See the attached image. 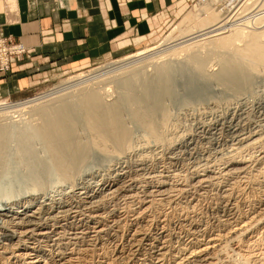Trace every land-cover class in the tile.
Wrapping results in <instances>:
<instances>
[{"label": "bare ground", "instance_id": "1", "mask_svg": "<svg viewBox=\"0 0 264 264\" xmlns=\"http://www.w3.org/2000/svg\"><path fill=\"white\" fill-rule=\"evenodd\" d=\"M210 2L165 37L183 39L169 58L153 47L107 69L133 66L109 90L0 104V264H234L230 246L264 264V0ZM214 166L247 177L208 198L210 215L168 206L220 181Z\"/></svg>", "mask_w": 264, "mask_h": 264}, {"label": "rangeland", "instance_id": "2", "mask_svg": "<svg viewBox=\"0 0 264 264\" xmlns=\"http://www.w3.org/2000/svg\"><path fill=\"white\" fill-rule=\"evenodd\" d=\"M9 1L10 0H5L7 8H8L7 12L8 13H14L15 10L12 11L9 8V3H8ZM133 1H134L133 6L138 7V8H136V9H138L136 11L140 12V6L138 5V1L137 0H133ZM147 1H148V5L150 6V9H148V11H146V14H144V15H140V14L134 15V21L130 24V26L124 25L123 21H122L123 18H121V17H119L116 20V22H118L117 24H119L116 27L118 34H116L112 37H108L107 39H105L103 41L102 44H104L106 46V48H105L103 53L98 52V54H99L98 57L92 56L91 54H89V56L83 58V59H86L83 63L73 61V62H70L67 64H62V66L58 67V68L55 67V65H52L50 69H47L45 71L46 74L40 75L39 81L37 83H34V85H32L27 90L22 91V92L18 93V95H15L12 97H5V96L0 97V104L9 103L11 105H13V104L19 105L20 103H23V102H26L29 100H35V98L49 96L50 93H54L53 92L54 90H55V92H58L57 89H59V88L64 89L65 87L66 88L63 90V92L59 91L58 93H56V95L55 94L53 95L55 97V99L64 98L65 96H70V98H71L72 95H73V97L75 96L74 97V99H75L79 95L80 92L84 93V91L87 92L89 90H92L94 88L93 86H95V88L101 87L103 89L109 90V86H112V85L108 86V84L112 83V80H114L116 78V76H117V78H119L118 76H120V75L122 76L123 72L130 71L133 68V66L130 65V67H129V65H127V66L125 65L124 66L125 68L123 67L121 69L122 70L121 72L120 71L117 72L118 70H115L116 72L114 71L110 74L109 73L104 74V72L107 69H109V68L112 69L114 66H115L114 68H116V66L117 67L122 66L124 63H128V62L132 61V57H134V55H136L137 53H142L143 51H146L147 49H151L153 47H161L162 46L163 48L161 47L159 50H162V52L160 51L162 55L166 53L165 55H163L165 57L167 56V54H172V51L173 52L178 51L179 48L182 46V44H180V46H177V47L175 45L177 43H179L180 40H183V39L177 38V40L176 39H173V40L170 39L169 40L166 38L169 37V34H171L173 32V30L176 31L175 28H177V26L182 23L183 19L185 18V16L188 13H190L193 16L190 15V17L186 20V22L184 21L185 23H183V24L185 25L187 23L188 24L191 23L194 27H196L197 26L196 23L198 22V18H201L200 17V14H201L200 10L202 8H204V6L209 5V3H211L210 2L211 0H207L205 3H202V4L197 3L198 0H174V2L170 1L169 4H165L164 0H147ZM220 3H222V1H220ZM169 5H171L172 7L168 8ZM217 5L218 4H216V6ZM254 6H252L250 9H248L249 10L248 12H250ZM258 6H260V5H258ZM248 12H246V13H248ZM254 12H256V11H254ZM195 14H196V16H194ZM145 22H147L148 28L145 26ZM260 22H258V24L263 26V29H261L263 31L264 30V21H260ZM107 23H109V21ZM149 25H150V27H149ZM261 26H258V27H261ZM178 29L180 32L182 29L181 26ZM261 30H259V31H261ZM115 36H116V38L114 39ZM0 38H3V37H0ZM164 40H168V42L166 43V41H164ZM2 41H3L2 46L4 47L5 50H7L8 48L14 47L18 43V41L16 42L15 40H12L9 36H5L2 39ZM111 44L114 46V48H113V46H111ZM167 44H170L171 46L167 45ZM163 49H164V51H163ZM166 49L170 53L167 52ZM7 56H8L6 58L7 62H11V61L20 62L23 60H27L29 58V51L27 54L21 53L20 55H18V54L13 55V54H8V50H7ZM166 58H169V57H166ZM211 62L212 61L209 62V64H208L209 66L207 65L208 70L209 69L214 70L216 68V66H215V68H213L214 62H212V63ZM108 65H112V66L107 67ZM144 65H142V66H144ZM104 68H106V69H104ZM123 69H125V70H123ZM119 70H120V68H119ZM143 70H146V71H144V73L146 74L147 78H150L152 75L151 73L153 72L152 69L145 67L144 69L141 70V72ZM9 72H10V64L6 70H4L3 72H0V76L3 77L6 74H8ZM80 74L82 75V77H78V76H80ZM95 75H96V77H95ZM77 77L80 78V80H84V82L82 81L81 83H78L79 85L77 84L76 86L75 85L71 86L70 84L77 81L76 80ZM70 80H71V82H70ZM112 91H113V89H112ZM110 92H111V89H110ZM54 97H52V98H54ZM14 116H15V114H14ZM6 117L9 118V116H6ZM6 117H0V124H1V121H3V122L5 121L2 124H6V123L10 122L9 119H8V121L6 120L7 119ZM184 125H185L184 127H187L188 124L185 123ZM219 169H220V171H219ZM222 169H223V166H221V167L219 166V168H218V166L217 167L214 166L213 168H211V170L210 169L208 170V173L210 175H212L213 177L217 176V178H219L220 181H214L213 184H211L207 187H205V186L200 187L199 190H191L189 192V194L185 197L184 200H181L180 198H178V200H176V201H167L168 206H170V207L174 206L176 202L180 201V203L184 207L185 203L188 204L187 202H189V203L191 202L194 205L195 204L201 205L204 208V210H206L205 211L206 216L210 215V213H209L210 210H209V206H208V205H210L209 199L215 193H217V192L221 193V192L225 191V190H223L224 189L223 186H225L227 188L231 184H235V183L239 184L243 181V178L247 177L246 174H243V176L242 175H240V176L239 175L238 176L237 175H232V176L229 175V177L231 176L230 178L229 177L225 178V177H223V175L221 177V174H223L221 172ZM218 173H219V175H218ZM227 178H229V180ZM230 180L234 183H231ZM172 183L174 185H181L180 181H178V180H175ZM249 196H250V194H249ZM164 204H163V206H165ZM163 209H168V208L164 207ZM253 209H255L254 211H256L257 213L263 212L264 206L258 205V207H257V205H255ZM204 219L205 218H203V220ZM124 225H127V224L122 223L120 225V227L124 226ZM120 230L125 231V229H120ZM213 236H216V234ZM205 238L206 237H204V239ZM204 239L200 238V239H198V241H201ZM108 243H109V245H108ZM108 243H106V245L105 244L104 245H105V247H107V250L111 253L112 252V250H111L112 244L110 242H108ZM186 243H187V241L185 242V244ZM225 249H226L225 252H227L226 257H228V259H230V257H231L230 261L232 263L239 264L238 258H236L234 255H232V252H230L231 250L233 251L232 247L231 246L226 247ZM225 252H224V254H225ZM227 254H229L230 257ZM232 258L233 259L236 258V259L233 260ZM86 259L88 261H90L91 264H100L99 259H97L96 257H92V258L86 257Z\"/></svg>", "mask_w": 264, "mask_h": 264}, {"label": "crops", "instance_id": "3", "mask_svg": "<svg viewBox=\"0 0 264 264\" xmlns=\"http://www.w3.org/2000/svg\"><path fill=\"white\" fill-rule=\"evenodd\" d=\"M137 1L140 12L133 0H10L15 11L8 13L5 0H0V37L9 36L29 51L27 60L11 61L10 72L0 76V97L27 90L52 65L83 63L89 54L98 57L106 48L103 41L118 34L119 17L130 26L134 15L150 9L147 0Z\"/></svg>", "mask_w": 264, "mask_h": 264}, {"label": "built area", "instance_id": "4", "mask_svg": "<svg viewBox=\"0 0 264 264\" xmlns=\"http://www.w3.org/2000/svg\"><path fill=\"white\" fill-rule=\"evenodd\" d=\"M3 42V41H2ZM3 44V43H2ZM18 45L19 44H17L16 46H14V47H11V48H8L7 50H8V54H13V55H20L21 53H23L19 48H21V47H18ZM7 50H5L6 52H7ZM15 53V54H14ZM6 62H7V59L5 58V63H4V65L3 66H1V64H0V72H3L4 70H6L7 69V64H6ZM0 63H1V61H0Z\"/></svg>", "mask_w": 264, "mask_h": 264}]
</instances>
